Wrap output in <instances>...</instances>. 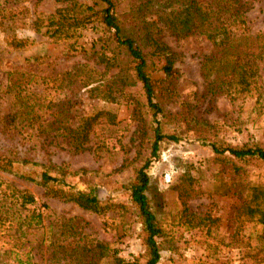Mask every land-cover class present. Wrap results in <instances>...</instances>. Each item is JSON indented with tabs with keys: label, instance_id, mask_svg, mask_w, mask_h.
Listing matches in <instances>:
<instances>
[{
	"label": "rangeland",
	"instance_id": "374dc122",
	"mask_svg": "<svg viewBox=\"0 0 264 264\" xmlns=\"http://www.w3.org/2000/svg\"><path fill=\"white\" fill-rule=\"evenodd\" d=\"M113 1V13L121 20L138 16L156 22L149 28L169 48L177 72L164 78L159 59L144 51L165 115L161 130L179 139L162 141L147 170L148 203L163 232L158 264H264L259 217L241 212L254 190L264 192V161L216 155L209 146L264 148V109L255 106L257 95L252 91L232 102L221 92L208 93L201 63L211 55V43L200 31L176 36L157 20L187 0ZM195 1L206 6L217 0ZM72 2L94 6L96 0H0V10L13 9L17 16L10 31L0 30V155L13 161L14 172L34 180L42 171L33 163L63 166L71 174L65 183L93 190L117 208L98 215L0 171V211L15 202L13 190L34 197L27 213L49 208L43 213L45 227L26 232L34 264H116V258L119 264H145L142 227L126 187L149 157L156 123L134 78L133 62L115 48L95 17L70 38L45 34V19ZM242 2L250 32H264V0ZM7 33L25 46L8 47ZM133 33L128 35L140 43ZM101 52L116 61L101 63ZM95 116L86 138L77 141V128ZM2 223L0 245L9 248L7 223Z\"/></svg>",
	"mask_w": 264,
	"mask_h": 264
},
{
	"label": "trees",
	"instance_id": "16d2710c",
	"mask_svg": "<svg viewBox=\"0 0 264 264\" xmlns=\"http://www.w3.org/2000/svg\"><path fill=\"white\" fill-rule=\"evenodd\" d=\"M62 2L64 0H56ZM177 4V3H176ZM247 3L242 0H217L214 4H202L195 0L178 2L177 7L169 13L157 15V20L169 28L176 36L188 37L196 31H200L211 43L213 51L211 55L203 58L201 63L202 77L206 83L208 93L221 92L230 101L236 102L241 96L250 95L252 91L257 95L255 106L264 109V32L251 33L247 20L243 16V7ZM115 2L113 0H96L94 6H83L72 2L69 7L59 8L55 15L47 17L45 34L50 38H70L75 35L77 29L84 27L91 18L95 17L105 31L110 32L109 40L115 48L120 49L133 64L134 78L141 84L146 107L156 123L153 128V141L150 154L145 163L137 170L133 181L126 187L129 192L130 203L134 207L142 227V240L145 245V264H158L160 246L158 239L163 236L162 229L151 211L146 191L149 187L150 177L147 170L151 162L158 158L160 143L164 140L178 142L176 135L165 134L160 127V119L165 118L159 103L156 101V86L147 72V62L144 51L148 50L161 62L160 70L164 78H172L177 72L173 67V55L169 48L162 43L150 30V26L156 22L146 23L138 16H129L124 20L114 15ZM83 8V9H81ZM97 10V11H96ZM13 9L0 10V30L10 31L17 22V16ZM220 12L222 13L220 15ZM72 13V14H70ZM35 29V22L32 23ZM131 27V28H130ZM131 29L139 42L128 35ZM113 38V40H111ZM108 40L105 41V43ZM7 45L12 49H21L26 41L19 40L7 33ZM141 44V45H140ZM113 56V55H112ZM97 59L101 63L108 64L116 59L108 58L104 52L99 53ZM245 99V97L243 98ZM157 116H160L157 118ZM95 117H89L84 124L78 127L77 141L86 138L87 133L94 125ZM196 124L205 128H211L205 121H196ZM211 149L216 155L228 153L237 159H258L264 161V148L250 146L243 148L218 147L211 143ZM27 163V161H19ZM13 161L6 160L0 155V171L19 176L27 181L43 187L46 194L66 203H72L84 210L103 215L114 210L115 204L104 202L95 195L93 190H76L65 183L64 179L71 174L67 173L63 166L52 164L33 165L41 168L40 180L24 177L13 171ZM61 186L68 187L65 191ZM14 203L3 206L0 211V228L7 223L4 231L7 233L9 248L0 245V264H34L30 249L26 247L27 231L45 227L43 213L48 211L46 205H42L43 211H28L26 207L36 203L34 197L22 190H13L11 194ZM23 211L26 214L23 215ZM241 212L249 219L259 217L258 223L264 232V192L254 190L248 201L242 206ZM51 229V223L47 225ZM264 234V233H263ZM5 244V243H4ZM54 246V244H51ZM102 250L104 247L97 244ZM78 253L77 249H74ZM81 254L84 248L81 249ZM88 253V251H86ZM23 257L24 259H21ZM116 264L120 259H115ZM252 264H256L253 261Z\"/></svg>",
	"mask_w": 264,
	"mask_h": 264
}]
</instances>
